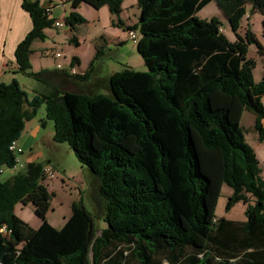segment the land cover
<instances>
[{"label": "trees", "instance_id": "1", "mask_svg": "<svg viewBox=\"0 0 264 264\" xmlns=\"http://www.w3.org/2000/svg\"><path fill=\"white\" fill-rule=\"evenodd\" d=\"M123 1L71 3L107 6L114 25L136 32L147 70L113 72L104 92L56 87L31 98L17 79L0 81V175L18 165L10 146L45 104L53 140L67 143L96 177L107 227L97 229L82 200L62 227L52 225L45 164L30 161L25 171L0 178V228L7 229L0 232V264H264V176L241 124L244 109L254 113L264 141V74L256 82L247 57L251 43L264 49L250 26L239 32L246 5L264 13V0H137L133 25L120 17ZM211 1L237 40L227 38L217 17L197 16ZM50 5L22 1L32 28L15 49L19 70L46 82L68 70L84 80L73 67L32 69L34 42L46 38L47 27L64 25ZM84 20L72 12L65 23L74 29ZM102 52L97 47L89 66ZM223 184L233 189L226 210L243 202L245 220L216 217ZM28 202L41 219L36 228L15 210Z\"/></svg>", "mask_w": 264, "mask_h": 264}, {"label": "rangeland", "instance_id": "2", "mask_svg": "<svg viewBox=\"0 0 264 264\" xmlns=\"http://www.w3.org/2000/svg\"><path fill=\"white\" fill-rule=\"evenodd\" d=\"M46 1V3L49 2L48 0ZM53 1L50 8H56L55 13L58 15V18L59 16H64L62 8L64 5H54ZM59 4L63 3L60 2ZM71 4V2H68L70 7ZM82 5L81 10H79L80 7H76L74 8V12L83 17L85 19L84 22L76 24L75 28L72 29L70 25L65 23V18L62 17V19H59L64 22L62 27H47L45 29L46 38L44 40L38 39L34 42L32 47L34 51L30 57L32 69L36 72L42 70L54 72L58 70V64L64 65L67 60L74 56V52H77L82 58L84 66L78 67L74 65L78 69H84L88 63L90 65L91 61L94 60V53L97 47H100L103 52L100 57L95 59V62L100 59L99 73L101 76H104L108 71L121 70L126 66L135 70H147L143 58L136 49V43L129 37V30L113 24L114 18L112 20L109 19L107 6L95 8L86 3ZM246 10L247 13L242 19L239 32L243 35L247 26H250L264 49V13L253 11L251 4L246 5ZM197 16L203 19L217 17L221 21V30L227 38L231 41L237 40L228 17L215 1H211L202 7L197 12ZM113 17L115 16L113 15ZM124 18H126V12ZM123 20L127 22V19ZM1 24L3 40L0 47V69L3 72H0V80H5L4 82L9 83L14 78L17 79L30 98L36 93L52 92L54 90L53 87L45 80H40L20 70L12 69L14 63L10 59L11 39L7 36V25L3 21H1ZM117 36H120L124 40L122 44L117 42L119 40L116 39ZM74 37L77 39L78 44L73 41ZM57 52L62 54L61 58L55 56ZM247 57L253 59L255 62V81H261L264 74V50L261 51L256 43H251L248 45ZM71 89L77 91L84 88L81 84H75ZM100 91L104 92V88H101ZM262 102L264 103V96ZM254 123V113L244 109L241 124L247 142L254 148L257 154L264 176V141L259 139V134L254 128ZM53 133L54 121L47 117L46 106L43 104L38 109L36 116L26 122L24 130L16 142L24 150V152L22 151L17 154L18 165L5 168L0 178L7 180L17 172L25 171L26 164L21 159L23 154L29 155L30 160L44 163L45 167L54 173V177L46 176L43 180V183L52 194L50 210L47 214L49 222L57 228L62 227L66 219L71 215L72 204L74 202L79 203L82 200L87 209L92 212L97 229L102 230L107 227V222L104 219L103 202H100L102 199L98 194V186L89 177L90 175L93 176V173L77 159L75 153L67 143L54 141ZM232 193L233 189L229 185L223 184L216 206V217L245 220L246 205L243 202L236 203L229 211L226 210L228 198ZM15 210L18 216L32 227L36 228L41 224V219L34 213L32 202H28L27 204L19 203L16 205ZM191 264L204 263L193 261Z\"/></svg>", "mask_w": 264, "mask_h": 264}, {"label": "crops", "instance_id": "3", "mask_svg": "<svg viewBox=\"0 0 264 264\" xmlns=\"http://www.w3.org/2000/svg\"><path fill=\"white\" fill-rule=\"evenodd\" d=\"M22 1L23 0H0V47L2 45V40H3L2 24H1V21H3L5 23V25H7V27H8L7 36L10 37V39H11V46H10L11 56H10V59L14 63L12 65V69H16V70H19V67H18V64L16 63L15 50L14 49H16L18 43L25 37L26 33H28V31L32 28L31 16L22 7ZM48 1L52 2L53 0H48ZM40 2L46 3L47 1L46 0H40ZM60 2H62L63 4H59ZM68 2L70 3L71 0H54L53 1L54 5H57V6L64 5L62 7L64 16H59V18H58V15H56V13H55L56 8L52 9V16L59 20V19H62V17L66 18L72 12L75 13L74 7L72 6V4L70 7L68 5ZM83 3H81L78 6V8L80 7L79 10H81ZM122 6H123V9H122V12L120 14L121 19L122 20L127 19V22L123 20L126 25L135 24L138 21L139 15H140V9L138 7L137 0H124ZM125 12H126V18H124ZM108 14H109V19L112 20L114 17L110 13L109 9H108ZM8 19H10V20H8ZM17 21H18V23H16ZM15 25H16V27H15ZM14 27H15V29H14ZM12 29H14V30H12ZM116 39H119L117 42H119L121 44L124 41L120 38V36H117ZM74 53H75V54H73L74 56H72L71 59L67 60L64 65H66V67H71L72 64H75L78 67H83L84 65H83L82 58L77 54V52H74ZM95 54H96V51L94 53V56H95ZM94 56H93V58H94ZM99 61H100V59H98V61L94 63L93 67L89 66V63H88V65L84 69H81V68L78 69L75 65L72 66L76 69V72L81 71L82 73H86L85 74L86 79H84V80L75 79L73 77L72 73L68 70L67 71L68 74H65V73L58 74V75L54 74L52 77H50L48 79L47 82L53 88L57 87V88L64 89V90H72L71 87H74L75 84H81V86L84 89L83 90H77V91L101 92L100 91L101 88L107 89L109 76L117 70H114L112 72L108 71L104 76H101V74L99 73L100 72ZM0 72H3V70L0 69ZM0 81L4 82L5 80H0ZM73 91H75V90H73ZM22 150H23V148H22ZM23 152H24V150H23ZM29 158H30L29 155L26 156L25 154H23L21 160L23 161L24 164L27 165V163L32 161ZM93 176L90 175L89 177L91 179H93L96 182V186H98V181L96 178H94L95 176L94 177ZM100 202H102V201H100ZM98 203H99V201H98Z\"/></svg>", "mask_w": 264, "mask_h": 264}, {"label": "built area", "instance_id": "4", "mask_svg": "<svg viewBox=\"0 0 264 264\" xmlns=\"http://www.w3.org/2000/svg\"><path fill=\"white\" fill-rule=\"evenodd\" d=\"M47 11L50 12V11H51V8H48ZM56 25H58V26H62V23L57 22ZM129 37H130L132 40L136 41V38H137L136 32H135L134 30H130V31H129ZM55 56H56L57 58H61V57H62V54L59 53V52H57V53L55 54ZM65 67H66V65L58 64V68H59V69H62V68H65ZM71 71L76 72V69L73 67V68H71ZM10 149H12V150L15 151V152L18 151L19 153L22 152V148H21V147H18V146L16 145L15 142H13V143L11 144ZM45 175H46V176H50L51 178L54 177V173H53L50 169H48V168H46V167H45ZM0 232H7L6 227H5V226L1 227V228H0Z\"/></svg>", "mask_w": 264, "mask_h": 264}]
</instances>
